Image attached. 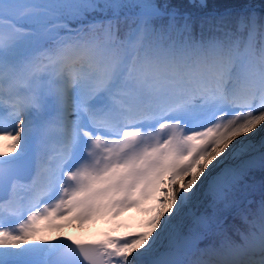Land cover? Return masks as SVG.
<instances>
[{
	"label": "snow or ice",
	"instance_id": "6c2138e0",
	"mask_svg": "<svg viewBox=\"0 0 264 264\" xmlns=\"http://www.w3.org/2000/svg\"><path fill=\"white\" fill-rule=\"evenodd\" d=\"M190 3L0 0V264H264V16Z\"/></svg>",
	"mask_w": 264,
	"mask_h": 264
},
{
	"label": "trees",
	"instance_id": "16d2710c",
	"mask_svg": "<svg viewBox=\"0 0 264 264\" xmlns=\"http://www.w3.org/2000/svg\"><path fill=\"white\" fill-rule=\"evenodd\" d=\"M163 2V0H162ZM173 5L183 8L185 10L191 9L192 5L190 0H169ZM259 7L264 10V0H207V8L205 12L215 13L218 15H230L235 16L239 13L246 11H256L260 15L264 16V11L255 10ZM258 181H264V169H254L252 174L247 177L246 184L237 195L241 199V206H247L250 209H257L262 202H264L263 192H247L251 185L256 184ZM225 225L229 229V234L234 238L236 237V229H243L245 227V221L238 213L227 214ZM215 235H209L205 239L200 241V246L204 247L207 244L217 242Z\"/></svg>",
	"mask_w": 264,
	"mask_h": 264
},
{
	"label": "rangeland",
	"instance_id": "374dc122",
	"mask_svg": "<svg viewBox=\"0 0 264 264\" xmlns=\"http://www.w3.org/2000/svg\"><path fill=\"white\" fill-rule=\"evenodd\" d=\"M247 186V185H245ZM244 186V187H245ZM264 188V181H258L256 184H253L250 186L249 190L247 192L252 193L254 191L256 192H263ZM243 190V189H242ZM238 194V193H237ZM132 213H126L125 217L131 215ZM111 225L105 221V220H95L90 223H87L84 225L83 228L77 227V226H68L65 231L67 233H72L73 231L76 232L78 235H85V236H93V237H99L103 234V232L107 231Z\"/></svg>",
	"mask_w": 264,
	"mask_h": 264
}]
</instances>
